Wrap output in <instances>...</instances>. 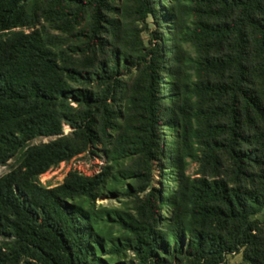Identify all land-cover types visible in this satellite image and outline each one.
<instances>
[{"label": "trees", "instance_id": "trees-1", "mask_svg": "<svg viewBox=\"0 0 264 264\" xmlns=\"http://www.w3.org/2000/svg\"><path fill=\"white\" fill-rule=\"evenodd\" d=\"M0 166V264H264V0H0Z\"/></svg>", "mask_w": 264, "mask_h": 264}, {"label": "rangeland", "instance_id": "rangeland-1", "mask_svg": "<svg viewBox=\"0 0 264 264\" xmlns=\"http://www.w3.org/2000/svg\"><path fill=\"white\" fill-rule=\"evenodd\" d=\"M150 29H154V25L152 20H149ZM146 40H148V36H144ZM64 134H67L71 131L68 126H63L62 129ZM50 139L44 138L36 140L33 144L45 143L48 142ZM99 155V156H98ZM79 160V161H78ZM75 161V165L80 167V169L87 171L88 173H93L94 168L100 163L105 162L104 158L101 154L91 155V154H82L80 158ZM105 165V164H104ZM6 166H0V176L7 172ZM71 169L68 165H59L57 168L49 170L46 172L41 178V184L45 187H53L56 186L64 180L65 176L70 172ZM196 172V165L194 163L190 164L186 169V174L194 175ZM157 172L155 171V185L160 187L162 184L159 182L158 178L156 177ZM124 201V200H123ZM95 204L102 205L105 207H120L121 203L117 200H113L110 197H101L96 200ZM261 223H264V211L256 217ZM228 264H242L241 255H234L227 257Z\"/></svg>", "mask_w": 264, "mask_h": 264}, {"label": "built area", "instance_id": "built-area-1", "mask_svg": "<svg viewBox=\"0 0 264 264\" xmlns=\"http://www.w3.org/2000/svg\"><path fill=\"white\" fill-rule=\"evenodd\" d=\"M80 157H81V155H80L79 157H77V158L72 159V160L69 161V162L61 163L60 166H61V165H62V166H63V165H68L72 171H77L78 173H80V174H82V175H86V176H88V175H91V174H93V173H96V172L100 171L101 167H102V166L104 165V163H105V162H100V163L94 168L93 173H88L87 171L82 170V169H80V167H78V166L75 165V161L78 160V158H80ZM78 161H79V160H78ZM42 176H43V175H42ZM42 176H41V177H42ZM41 177H40V178H41ZM40 182H41V180H40Z\"/></svg>", "mask_w": 264, "mask_h": 264}]
</instances>
